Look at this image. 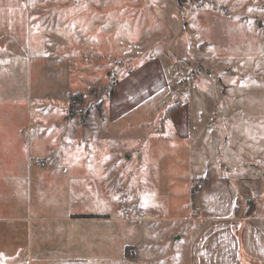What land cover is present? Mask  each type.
Listing matches in <instances>:
<instances>
[{"label":"rangeland","instance_id":"1","mask_svg":"<svg viewBox=\"0 0 264 264\" xmlns=\"http://www.w3.org/2000/svg\"><path fill=\"white\" fill-rule=\"evenodd\" d=\"M258 66L264 0H0V207L9 216L17 202L33 214L44 204L48 213H159L155 223L116 221L111 255L123 240L142 246L126 248L130 264H185L171 235L183 238L188 222L161 218L187 210L190 192L175 181L184 171L170 133L156 138L170 122L164 108L179 101L187 121L213 122L222 140L228 132L260 155ZM203 94L230 101L226 123Z\"/></svg>","mask_w":264,"mask_h":264},{"label":"crops","instance_id":"2","mask_svg":"<svg viewBox=\"0 0 264 264\" xmlns=\"http://www.w3.org/2000/svg\"><path fill=\"white\" fill-rule=\"evenodd\" d=\"M250 73L255 82L264 83L263 66ZM203 95L209 101L207 112L215 111L218 123H226L232 106L230 101L228 104L226 99V105L221 106L216 104L221 100L220 95L218 101ZM168 116L170 122L164 124V134L156 138L163 142L170 133L173 158L178 159L184 171L175 181L181 180L190 189L194 178L204 175L207 169L210 171V179L196 193L195 210L189 196L183 213L161 216L168 224H174V228L184 221L189 224V233L183 238L179 230L171 235L176 240L182 239L176 244L177 252L180 253L179 245L183 246L185 264H264V153L252 156L241 142L229 143L228 132L222 140L213 122L205 130L198 120L187 121L188 111L181 105ZM206 139L207 142L215 140L211 153L204 149ZM142 185L137 181L135 191ZM110 191H115V187ZM44 206L33 214L29 203L26 206L17 202L12 205L14 210L10 216L5 214L9 208L0 207V264H130L133 258L125 255V246L133 245L136 254L142 246L122 240L120 253L114 259L110 246L115 222L137 219L155 223L159 218V213L141 209L135 215L130 211L115 217L108 211L59 213L58 207H49L53 211L48 213ZM94 212L105 215L73 216ZM5 232L9 234L4 235ZM157 248L155 245L148 251L153 250L156 255Z\"/></svg>","mask_w":264,"mask_h":264},{"label":"trees","instance_id":"3","mask_svg":"<svg viewBox=\"0 0 264 264\" xmlns=\"http://www.w3.org/2000/svg\"><path fill=\"white\" fill-rule=\"evenodd\" d=\"M116 82H111L110 88H109V93H112V90L115 87ZM71 95L76 98V99H81L82 94L81 92H73L71 93ZM180 102L179 101H175L169 105L166 106L164 112L166 114H170L174 109L178 108L180 106ZM210 179V171L209 169L206 170L205 174L202 176H197L196 178H194L192 180L191 183V187H190V204L192 209H196L195 206V196L196 193L198 192V190ZM104 213H100V212H94V213H78V214H74L73 216H77V217H100V216H104ZM128 247V245L125 246V252H126V248Z\"/></svg>","mask_w":264,"mask_h":264}]
</instances>
